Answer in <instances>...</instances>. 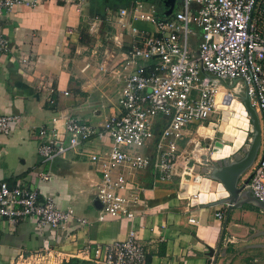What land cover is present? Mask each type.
I'll return each mask as SVG.
<instances>
[{
    "label": "crops",
    "instance_id": "0c3cea01",
    "mask_svg": "<svg viewBox=\"0 0 264 264\" xmlns=\"http://www.w3.org/2000/svg\"><path fill=\"white\" fill-rule=\"evenodd\" d=\"M35 1L33 7L18 6L0 15V35L8 45L5 52L0 51V116L21 118L9 135H0V182L26 184L41 199H51L61 210L72 209L76 219L84 222L75 220L52 229L31 218L16 224L0 218V264H14L20 256L42 259L45 264H93L84 250L124 240L130 230L145 248L147 264H209V250L216 249L224 220L215 214L221 212L225 218L226 207L189 206L187 190L192 184L185 180L184 166L191 144L195 149L198 144L189 124L177 141L171 181L155 183L157 174L150 167L138 172L128 185L132 188L137 183L142 188L132 220L109 216L98 220L101 205L95 185L99 175L82 151L108 150L107 138L52 162L39 158V127L55 126L64 136L63 121L54 125L53 117L71 115L99 124L104 116L116 113L121 82L113 70L132 40L124 35L126 47L120 48L110 28L107 40L113 48L109 50L102 43V25L97 34L88 32L89 22L107 9L125 8L114 7L118 0H80V6L72 0ZM134 25L150 29L143 23ZM104 62L108 71L102 73L99 68ZM151 150L146 147L142 154ZM39 174L49 179L43 181ZM242 208L231 212L225 231L236 244L228 250L222 245L216 264H255L260 259L256 255L264 254L263 248L252 247L264 244V232L243 229L238 223L247 215Z\"/></svg>",
    "mask_w": 264,
    "mask_h": 264
},
{
    "label": "built area",
    "instance_id": "2783aa9c",
    "mask_svg": "<svg viewBox=\"0 0 264 264\" xmlns=\"http://www.w3.org/2000/svg\"><path fill=\"white\" fill-rule=\"evenodd\" d=\"M79 1L72 0L77 6ZM35 3L0 0V15L18 6L33 7ZM179 3L181 8L165 18L156 17L152 5L150 11L140 9V2L136 1L116 12L107 9L102 17L91 20L90 34H97L99 26L106 23L114 30L113 39L120 48L126 47L124 35L132 40L113 70L121 82L116 113L104 116L99 124L59 114L51 122L55 125L63 121L64 136L55 126L38 129L37 153L42 162H52L103 138L110 141L108 150L103 152L82 151L99 175L95 185V197L101 205L99 221L105 216L132 220L142 190L137 183L128 187L136 174L151 167L157 174L155 183L171 181L175 176L177 141L184 128L191 123L203 125L214 114L219 122L221 111L217 107L223 105L226 97L230 98L226 104L228 118H242L231 110V103L241 104L244 95L258 117L260 146L246 174L250 176L246 189L264 202V0ZM137 22L149 25L150 29H138L134 25ZM7 49V41L0 35V51ZM99 70L108 71L105 62ZM48 102L54 104L52 100ZM246 118L250 126L249 116ZM20 122L17 115L0 116V135H9L12 126ZM250 141L249 130L242 147ZM149 146V154L139 153ZM39 177L43 181L49 179L45 174ZM215 216L224 219L221 212ZM0 218L12 224L31 218L52 229L75 220L84 222L76 219L72 209L61 210L51 199H41L38 191L28 185H9L6 181L0 182ZM82 253L88 258L90 255L93 264H147L145 248L133 230L124 240ZM14 264L45 261L20 256ZM209 264H213V257Z\"/></svg>",
    "mask_w": 264,
    "mask_h": 264
},
{
    "label": "water",
    "instance_id": "95a60500",
    "mask_svg": "<svg viewBox=\"0 0 264 264\" xmlns=\"http://www.w3.org/2000/svg\"><path fill=\"white\" fill-rule=\"evenodd\" d=\"M161 1L164 12L159 15L160 18L170 16L176 0ZM159 16L156 14V17ZM212 83L219 85L217 82ZM229 100L230 98L226 97L223 105L217 107L221 111L219 122H216V119H209L203 125L197 126L195 130V136L198 137L196 148H199L202 154L197 161L191 153L192 155L188 157L184 166V176L192 183V192L188 199L190 207L217 205L226 207L217 247L215 250H209L210 256L213 257V264L217 262L222 245L228 250L236 244L225 233L231 212L251 205L264 213V202L254 198L246 189L250 176L242 180L258 154L261 138L259 120L254 109L250 107L247 95L241 98V104L237 101L231 103V110H236L242 117L240 121L237 119L239 115L228 118L230 113L226 109V104ZM246 116L250 118V126ZM249 130L251 141L248 146L242 147ZM234 148L240 151L235 152ZM252 247L264 249V244Z\"/></svg>",
    "mask_w": 264,
    "mask_h": 264
},
{
    "label": "rangeland",
    "instance_id": "374dc122",
    "mask_svg": "<svg viewBox=\"0 0 264 264\" xmlns=\"http://www.w3.org/2000/svg\"><path fill=\"white\" fill-rule=\"evenodd\" d=\"M141 8L144 11H150V6L152 5L154 7L155 12L157 13V11L159 12L161 10V2L160 0H153L152 2H145V1H141L140 2ZM125 6V4L123 2H119L117 1L116 4H114L115 8H119ZM181 8V5L179 3V0H176L173 11H177ZM109 32V30H107L106 28H104L103 30H101V38H102V43L104 44V49L108 48L109 50H111L113 47L111 46V44L109 43V41L107 40V33ZM217 116L214 115H210L209 119H216ZM190 126H188V128L190 129L192 134H195V130H196V123H191L189 124ZM194 138H198L196 136H193ZM198 140V139H197ZM191 150H190V154L192 155L191 152H193L194 157L196 158V156H198L197 151L200 152L202 154V151L199 150V148H194V144H191ZM139 153H143L142 150H140ZM188 155V157H189ZM197 159V158H196ZM242 210L247 211V215L246 217L242 218V220H239L238 223L242 226L243 229H249L251 231L254 232H264V213L261 212L260 210L253 208V207H243ZM242 229H234L233 232H241ZM251 234H255L252 233ZM264 240V239H263ZM256 256H258L260 259H258L259 261H257L255 264H264V254L263 253H259V255L257 254Z\"/></svg>",
    "mask_w": 264,
    "mask_h": 264
},
{
    "label": "trees",
    "instance_id": "16d2710c",
    "mask_svg": "<svg viewBox=\"0 0 264 264\" xmlns=\"http://www.w3.org/2000/svg\"><path fill=\"white\" fill-rule=\"evenodd\" d=\"M136 2V1H138V2H141V1H146V2H152L153 0H128V1H123V3L125 4V6H122V7H127V6H129V4L130 3H133V2ZM160 2H161V10L158 12L157 11V15L159 16L160 14H162L163 12H164V8H163V5H162V1L160 0ZM158 18H160V16L158 17ZM107 24L106 23H102V28L104 29V28H106L107 30H109L110 29V27L108 26H106ZM247 207H253V206H251V205H246ZM245 207V206H244ZM253 208H255V207H253ZM257 209V208H256Z\"/></svg>",
    "mask_w": 264,
    "mask_h": 264
},
{
    "label": "bare ground",
    "instance_id": "6f19581e",
    "mask_svg": "<svg viewBox=\"0 0 264 264\" xmlns=\"http://www.w3.org/2000/svg\"><path fill=\"white\" fill-rule=\"evenodd\" d=\"M240 121V120H239ZM238 122V121H237ZM197 154L198 156L196 157L197 158V161L199 160V157L201 156V153L197 151ZM186 181H188L187 179H185ZM184 184V183H183ZM192 184V183H191ZM188 187V186H187ZM192 190H191V186L188 187V190H187V194L188 193H191Z\"/></svg>",
    "mask_w": 264,
    "mask_h": 264
},
{
    "label": "flooded vegetation",
    "instance_id": "af4514ba",
    "mask_svg": "<svg viewBox=\"0 0 264 264\" xmlns=\"http://www.w3.org/2000/svg\"><path fill=\"white\" fill-rule=\"evenodd\" d=\"M119 2H123V1H121V0H118Z\"/></svg>",
    "mask_w": 264,
    "mask_h": 264
}]
</instances>
